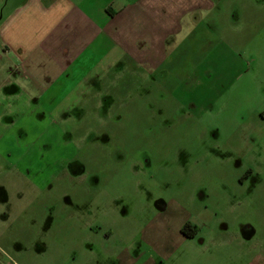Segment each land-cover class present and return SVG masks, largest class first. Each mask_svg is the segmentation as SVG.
<instances>
[{"label":"rangeland","instance_id":"obj_1","mask_svg":"<svg viewBox=\"0 0 264 264\" xmlns=\"http://www.w3.org/2000/svg\"><path fill=\"white\" fill-rule=\"evenodd\" d=\"M20 1L0 0V23ZM181 3L161 71L100 60L81 105L0 92V264H113L182 242L187 222L195 244L223 243L224 221L264 241V0Z\"/></svg>","mask_w":264,"mask_h":264},{"label":"crops","instance_id":"obj_2","mask_svg":"<svg viewBox=\"0 0 264 264\" xmlns=\"http://www.w3.org/2000/svg\"><path fill=\"white\" fill-rule=\"evenodd\" d=\"M171 1L177 2L109 0L100 7L84 6L90 0L20 1L0 23V59L12 61L11 76L0 83L2 96L7 100L24 97L28 102L42 101L47 94L58 91L63 98L49 100L59 101L70 100L77 93L81 105L82 84L90 81L92 72L99 73L95 66L100 60H109V69L121 62L123 68L130 65L147 72L161 71L185 24L181 0ZM92 64L95 66L90 67ZM86 67L89 71L84 70ZM235 229L224 221L223 243L210 237L201 238L198 244L194 241L201 237L202 227L193 239L185 237L181 229L182 242L151 246L147 254L142 249L136 251L132 244L110 262L264 264V241L246 245L255 239L256 229L247 224ZM105 237L110 239L112 232L105 233Z\"/></svg>","mask_w":264,"mask_h":264},{"label":"trees","instance_id":"obj_3","mask_svg":"<svg viewBox=\"0 0 264 264\" xmlns=\"http://www.w3.org/2000/svg\"><path fill=\"white\" fill-rule=\"evenodd\" d=\"M198 232L199 227L191 223L185 224L182 228V234L189 239H193L198 234Z\"/></svg>","mask_w":264,"mask_h":264},{"label":"flooded vegetation","instance_id":"obj_4","mask_svg":"<svg viewBox=\"0 0 264 264\" xmlns=\"http://www.w3.org/2000/svg\"><path fill=\"white\" fill-rule=\"evenodd\" d=\"M0 258H1V260H2L1 254H0ZM1 260H0V261H1Z\"/></svg>","mask_w":264,"mask_h":264},{"label":"water","instance_id":"obj_5","mask_svg":"<svg viewBox=\"0 0 264 264\" xmlns=\"http://www.w3.org/2000/svg\"><path fill=\"white\" fill-rule=\"evenodd\" d=\"M0 260H1V258H0Z\"/></svg>","mask_w":264,"mask_h":264}]
</instances>
